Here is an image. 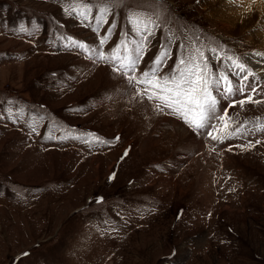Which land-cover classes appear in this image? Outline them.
Returning a JSON list of instances; mask_svg holds the SVG:
<instances>
[{
  "label": "rangeland",
  "instance_id": "obj_1",
  "mask_svg": "<svg viewBox=\"0 0 264 264\" xmlns=\"http://www.w3.org/2000/svg\"><path fill=\"white\" fill-rule=\"evenodd\" d=\"M76 2L0 0V264H264V133L220 141L201 129L199 148L188 145L197 130L138 97L113 64L68 46L66 36L95 47L108 27L63 11ZM249 7L252 22L231 21ZM160 18L139 71L162 46L169 71L183 44L204 50L214 71L225 69L210 49L235 55L264 84L253 54L264 52L262 0H163ZM109 20L106 54L132 38L122 9ZM227 112L250 128L264 102Z\"/></svg>",
  "mask_w": 264,
  "mask_h": 264
},
{
  "label": "snow or ice",
  "instance_id": "obj_2",
  "mask_svg": "<svg viewBox=\"0 0 264 264\" xmlns=\"http://www.w3.org/2000/svg\"><path fill=\"white\" fill-rule=\"evenodd\" d=\"M230 2L236 4L237 7H243V0H230ZM252 3L255 4L256 0H252ZM70 8L71 11L67 7L63 11L66 14L77 16L80 21L86 22V26L95 24L94 30H99L101 25H108V27L95 47L88 45L86 41L66 36L63 39L68 42V46L88 54L90 59L113 64V70L122 76L126 84L130 88L136 87V95L154 102L156 109L162 111L166 107L172 110L193 130L207 129L206 134L213 140L223 141L245 133L253 136L256 133H264V119L261 117L254 118V121L250 122L252 125L250 128L244 124L233 126L228 121L227 108L237 104L243 106L245 103L264 102L253 100L254 96L264 94V84L261 83L260 76L239 57L225 56L222 51L218 52L215 48L210 49L215 64L217 66L223 64L225 69L220 70L217 67L214 71L211 58L204 50L201 48L186 49L182 44L180 45L182 51L170 66V70L162 72L164 62L168 58V47L162 46L149 69L138 70L145 41L155 31H163L162 25L167 23L166 20L160 18L163 13V0H150L147 4L144 0H140L135 5H129L127 0H78L76 3H70ZM117 8L124 11L125 18L130 25L127 36L132 38H122L110 53L106 54L100 48L106 44L116 27L110 22L109 17L110 15L115 16ZM145 8L151 11L136 10ZM248 11H251L250 7ZM253 54L264 60V52ZM222 101L228 103L221 114L218 109ZM6 111L9 112L11 118V109ZM213 121H223L224 135H219L221 129ZM35 131V126H32V132L35 133ZM214 133L217 134L214 135ZM89 135L94 137L95 134L90 133ZM64 138L67 137H61V139ZM96 142L105 141L97 138ZM260 143H262L260 139H256L254 143L248 140L238 147L249 150ZM124 155H127V152Z\"/></svg>",
  "mask_w": 264,
  "mask_h": 264
},
{
  "label": "bare ground",
  "instance_id": "obj_3",
  "mask_svg": "<svg viewBox=\"0 0 264 264\" xmlns=\"http://www.w3.org/2000/svg\"><path fill=\"white\" fill-rule=\"evenodd\" d=\"M261 13H262V11H263V9H258ZM248 11V10H247ZM252 11V10H251ZM240 12H238V13H236V14H231L232 16H231V21L232 20H237V19H239V20H237L239 23H244V21H251L252 22V20H251V17H253V14H254V12H246V11H243V13H244V16L242 17V18H239L241 15L239 14ZM257 64H259L260 65V68L262 67V68H264V64H261V63H257ZM262 70V69H261ZM200 131H202V130H198V131H193V132H188V134L186 135V137H185V139H186V142L188 143V145H191V146H193V147H198L199 148V146L201 145V143H202V141H201V133H200ZM185 132V130H182L181 131V133H184Z\"/></svg>",
  "mask_w": 264,
  "mask_h": 264
}]
</instances>
